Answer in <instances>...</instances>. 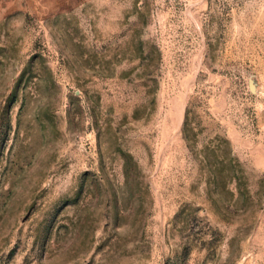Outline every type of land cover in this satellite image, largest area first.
I'll return each mask as SVG.
<instances>
[{"label":"rangeland","instance_id":"374dc122","mask_svg":"<svg viewBox=\"0 0 264 264\" xmlns=\"http://www.w3.org/2000/svg\"><path fill=\"white\" fill-rule=\"evenodd\" d=\"M0 264H264V0H0Z\"/></svg>","mask_w":264,"mask_h":264}]
</instances>
